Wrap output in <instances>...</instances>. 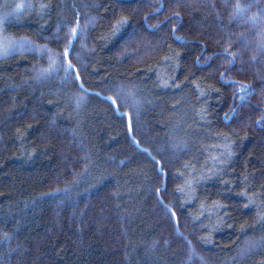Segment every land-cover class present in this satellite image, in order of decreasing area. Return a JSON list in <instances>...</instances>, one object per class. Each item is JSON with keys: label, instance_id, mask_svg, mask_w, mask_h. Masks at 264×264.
<instances>
[{"label": "trees", "instance_id": "obj_1", "mask_svg": "<svg viewBox=\"0 0 264 264\" xmlns=\"http://www.w3.org/2000/svg\"><path fill=\"white\" fill-rule=\"evenodd\" d=\"M0 20L29 42L0 51V264H264V0H0ZM73 28L87 93L49 62Z\"/></svg>", "mask_w": 264, "mask_h": 264}, {"label": "snow or ice", "instance_id": "obj_2", "mask_svg": "<svg viewBox=\"0 0 264 264\" xmlns=\"http://www.w3.org/2000/svg\"><path fill=\"white\" fill-rule=\"evenodd\" d=\"M17 7L19 8V7H21V6L18 5ZM235 9H236L237 14H240V13H242V12L245 10V9H244L239 3H237V4L235 5ZM179 15H180L179 12L175 13V17H179ZM251 19H252V22H253V23L256 22V17H253V18H251ZM2 23H3V21L0 20V24H2ZM173 31H175V29H173ZM77 38H78V31H77V28H73V29H71V32H70V38H69V40H68V46H66V47L64 48L62 54H61V53H51V54L49 55V62H50V66H51L52 64L55 63V60L53 59V57H56L57 59H59V60H61V61H66V62L63 64L64 71H65V76L68 77V76L71 75V76L74 78L75 81H81L80 70L75 69V67H74V65L72 64L71 60L68 59V58H69V55H70V48H71V46H72V44H73V41H74L75 39H77ZM177 39H179V38H177ZM28 43H29V42H28L27 40H23V41H19V42L11 41V40H6V41L3 42L2 44H0V51L7 52V51H9L11 48L18 47V46H24V45H26V44H28ZM41 51H42V52H47V51H49V50L45 47V48H42ZM234 55H235L234 53L229 54L230 62H233V63H234V61L231 59L232 57H234ZM224 76H225V73H224V72H221V73H220V77H221V81H222V82H224V83H235L234 81H231V82H229V81H225V80H224ZM78 86H79V88H80L83 92L87 93V89H84V87H83V82H82V81L79 83ZM217 91H219V90L217 89ZM251 94H252V93L250 92V90H249V88H248L247 85H244V86H241V87H240V89H239V95H240V99H241L242 102L244 101V99H245L246 96L251 95ZM96 95H99V94L97 93ZM103 99H106V100L109 101L111 104H114V105L116 104V99H113V97H111V96H109V97H103ZM82 101H83V96L78 97V99H77V103L79 104V103L82 102ZM115 111L117 112L118 115H124V114H122V113L119 112V107H117V108L115 109ZM262 119H264V117H262ZM258 123H259V121H258ZM129 132H130V133L132 132V124H131V118H130V117H129ZM131 139H132V142H133L134 144H136L137 146H139V142L135 140V137H134V136H132ZM143 151L147 152L146 149L143 150ZM148 154L150 155V153H148ZM152 160H153L155 163H157V164L159 163V161H155V157H152ZM121 163L123 164V161H122ZM161 171H162V169H161ZM160 191H161V190H160L159 188L156 189V193L158 194V199L160 198V197H159V193H160ZM162 202H163V201H162V199H161V203H162ZM165 207H167V206H165ZM171 215H172L173 217H175V212L172 211V212H171ZM188 243L190 244L191 242L189 241Z\"/></svg>", "mask_w": 264, "mask_h": 264}]
</instances>
